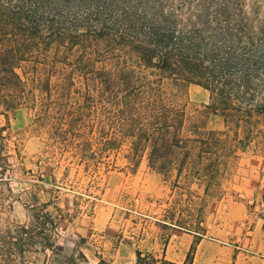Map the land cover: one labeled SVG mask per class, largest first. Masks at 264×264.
Returning <instances> with one entry per match:
<instances>
[{
	"label": "trees",
	"instance_id": "16d2710c",
	"mask_svg": "<svg viewBox=\"0 0 264 264\" xmlns=\"http://www.w3.org/2000/svg\"><path fill=\"white\" fill-rule=\"evenodd\" d=\"M181 10L0 0V106L34 111L47 146L88 174L121 154L130 172L145 161L172 191L181 182L212 190L227 158L264 141V21L230 2L187 9L184 22ZM189 84L210 92L194 113L182 104ZM210 115L223 130L208 127Z\"/></svg>",
	"mask_w": 264,
	"mask_h": 264
},
{
	"label": "rangeland",
	"instance_id": "374dc122",
	"mask_svg": "<svg viewBox=\"0 0 264 264\" xmlns=\"http://www.w3.org/2000/svg\"><path fill=\"white\" fill-rule=\"evenodd\" d=\"M147 1L182 9L177 17L183 22L190 16L187 9L223 2L237 3L246 15L264 21V0ZM209 97L204 87L189 84L182 104L194 113ZM207 122L210 129L223 130L219 117L210 115ZM47 145L34 111L5 113L0 106V264L264 260V141L227 158L212 190L181 182L178 192L145 161L132 173L121 154L111 155L88 174L68 153ZM171 217L186 229L164 222Z\"/></svg>",
	"mask_w": 264,
	"mask_h": 264
},
{
	"label": "crops",
	"instance_id": "0c3cea01",
	"mask_svg": "<svg viewBox=\"0 0 264 264\" xmlns=\"http://www.w3.org/2000/svg\"><path fill=\"white\" fill-rule=\"evenodd\" d=\"M258 264H264V260L263 259H260V262H258Z\"/></svg>",
	"mask_w": 264,
	"mask_h": 264
}]
</instances>
